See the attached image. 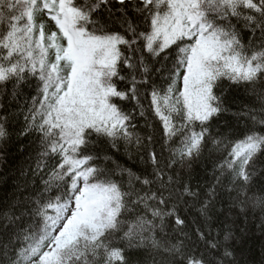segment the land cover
Masks as SVG:
<instances>
[{
    "label": "snow or ice",
    "instance_id": "obj_1",
    "mask_svg": "<svg viewBox=\"0 0 264 264\" xmlns=\"http://www.w3.org/2000/svg\"><path fill=\"white\" fill-rule=\"evenodd\" d=\"M225 81L254 97L231 137L211 131ZM33 83L24 132L39 134L37 165L0 203V264H249L237 251L249 221L264 235V0H0V90L16 99ZM149 97L159 152L120 103L146 118ZM0 109L3 139L13 114ZM101 143L136 149L144 168ZM209 144L219 175L201 200L184 171ZM187 198L206 221L227 204L215 235L197 227L189 242ZM169 217L179 236L166 238Z\"/></svg>",
    "mask_w": 264,
    "mask_h": 264
},
{
    "label": "trees",
    "instance_id": "obj_2",
    "mask_svg": "<svg viewBox=\"0 0 264 264\" xmlns=\"http://www.w3.org/2000/svg\"><path fill=\"white\" fill-rule=\"evenodd\" d=\"M157 67H159V65H157ZM155 78L159 84L161 82L159 76L157 75ZM36 94L34 83L32 86L24 87L21 95L16 99L12 97V86L10 84L7 86L6 91L0 90V105H2L7 112L13 114V118L10 119L9 123L6 125V130L8 132L7 137L0 139V203H7L13 198L16 192V185L22 179V172L28 173L29 180L34 179L29 170L36 169L39 153V134L35 131L24 132V113L27 112L26 106L32 104V97ZM217 94H223L226 111L222 112L212 121V135L217 136L219 134L223 137H231L238 127H243L245 121L240 118L239 114L245 106H252L254 104V97L248 94L243 88L229 86L227 81L223 83L221 89L217 90ZM149 101L150 97L148 99L142 98V102L145 104L147 110V123L146 118L139 115V109L135 108V102L124 101L120 103L121 107L126 112H130L135 117L132 121V123L136 125L134 131L145 138L149 134L155 135L158 141L155 147L159 152L163 144L162 129L158 118H156L148 108ZM148 124L155 125L159 130L154 133L153 128L147 126ZM211 147V144L205 147L201 156L193 161L191 168L185 169L184 171V179L190 180L193 190L201 191V200L204 198L203 193H206L208 188L215 183V176L219 175V172L216 171V166L221 157L216 151H210ZM97 149L101 152H108L113 155V158L121 165L131 168L133 171L138 172L144 168L141 162V152L133 148L130 157L125 151L123 143H121L120 151L117 153H113V151L103 143L99 144ZM144 154L146 155V150ZM164 155H168L167 151L164 152ZM53 163L54 161H48L49 168ZM35 179L38 181L39 176L35 177ZM187 199L188 203H181L177 210L178 214L186 221L183 232L191 238L189 242L197 243V227L205 232L211 230L212 234L215 235L218 227H220V222L224 219V215L220 214V210L223 208L226 213L227 204H222L217 200L215 202V210L212 213V220L206 221L198 211L199 203L194 201L193 198ZM258 223L259 220L249 221L247 225L249 233L245 236L243 243L237 249L238 252L244 254L249 264H260L261 261V246L264 245V235H262L256 227ZM243 224L244 222L241 220V225L243 226ZM166 232L168 234L166 238L180 235L174 224V217H169L167 219ZM198 246L202 247V244H198ZM131 259L133 264H136L138 257L133 254Z\"/></svg>",
    "mask_w": 264,
    "mask_h": 264
}]
</instances>
